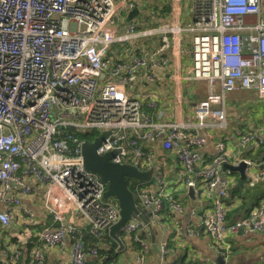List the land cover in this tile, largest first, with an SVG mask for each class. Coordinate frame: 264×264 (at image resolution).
I'll return each instance as SVG.
<instances>
[{
  "label": "built area",
  "instance_id": "built-area-1",
  "mask_svg": "<svg viewBox=\"0 0 264 264\" xmlns=\"http://www.w3.org/2000/svg\"><path fill=\"white\" fill-rule=\"evenodd\" d=\"M190 67L182 79L200 81L206 94L193 107L195 123L168 122L161 112L153 119L155 99L126 94L137 71L153 83L169 66L160 50L141 51L126 61L111 62L109 47L115 43L150 37L158 30L142 31L129 23L123 35H115V16L132 11L134 0H0V226L7 229L15 209L23 214L22 197L32 192L30 181L44 187L43 206L58 225L41 231L35 245L53 247L71 237L68 264H88L94 247L85 249L77 230L81 219L88 234L100 239L119 220L115 200L104 199L107 184L87 171L81 154L83 136H106L96 148L98 156L114 153L109 161L140 172L151 171L153 188L134 181L131 191L137 207L148 213L151 227L158 224L167 206L181 213V203L165 192L173 154L180 164L175 189H193L199 199H209L196 235L208 237L219 256L230 255L229 238L237 233L264 235V206L228 222V192L235 185L230 167L245 164V181L253 184L254 163L245 155L251 145L262 146L256 131L236 133L243 154L231 161L225 142L205 157L200 129L228 127L226 99L237 92L264 101V0H191ZM160 31V30H159ZM183 29L163 27L162 34ZM228 137H225V140ZM89 142V141H87ZM92 142V141H91ZM157 145V146H156ZM158 149L161 153H157ZM257 166L258 164L255 163ZM190 214L195 217V210ZM146 227L131 219L123 228L140 244L134 264H145L149 244L136 235ZM26 244V241H24ZM164 264L168 250L159 245ZM29 264H44L39 246L30 250ZM4 264H16L20 252H2ZM9 258L10 260H6ZM0 264L2 262L0 261Z\"/></svg>",
  "mask_w": 264,
  "mask_h": 264
},
{
  "label": "crops",
  "instance_id": "crops-1",
  "mask_svg": "<svg viewBox=\"0 0 264 264\" xmlns=\"http://www.w3.org/2000/svg\"><path fill=\"white\" fill-rule=\"evenodd\" d=\"M189 1L190 10L186 16L183 15L182 0H134V9L137 12L133 18H129L131 11L125 10L118 12L115 16L119 19L118 24L115 22V35L125 34L131 22L135 24L138 30H158V33L133 42L112 44L107 53V58L111 62L126 61L139 51L149 55L150 51L160 50L161 46L166 45L159 56L168 59L169 66L157 74L156 81L153 83L146 82L143 79V71L140 70L135 73L133 80L125 86L126 94L131 97L155 99L157 107L153 111V119H155L157 112H161L162 119L168 122L177 121L194 124L192 107L206 94V85L203 82L182 79L190 67L191 34L185 31L191 24L192 9L191 0ZM166 26H177L183 31L179 33L167 32L163 35V27ZM232 103L237 106H233ZM226 110L229 122L227 129L199 130V133L206 140L199 152L205 157H212L217 152V143L224 141L226 151L231 161H234V157L239 158L243 154L239 152L237 147L238 136L236 133L256 131L264 138V101L252 99L250 93L237 92L229 95L226 99ZM225 137L228 139L225 140ZM156 152L161 153L158 149ZM169 155L172 157L167 158V167L170 169L167 177L172 178L173 173L179 174L180 164L173 154L169 153ZM245 155L256 161L257 170L260 173L256 175L257 179L250 186L245 179L241 185H238L239 174L233 172L235 185L230 188L227 198V203L231 208L227 217L228 222L245 216L257 206H264V144L262 146H249ZM165 180L172 185V187H167L166 194L173 201L181 203L183 210L181 213H177L170 209L164 201L166 209L162 211L159 223L153 225L150 230L142 232L144 235L142 239L149 244L148 250L144 253L145 264H164L158 249L162 242L166 243L169 251L166 261L171 264H217L216 259L219 254L211 240L203 235L190 232V228L197 230L201 225L202 215L210 206L209 199H199L195 195V198L189 196L186 187L175 189L173 182L177 179ZM150 181L142 183L153 188V182ZM30 185L32 186L31 194L21 199L23 207L29 214L25 215L20 210L15 209L11 215L9 227L3 229L0 226V261L2 264L5 263L2 256L3 251L8 252V257L11 253L19 251L20 256L16 264H29L30 250L34 245L42 249L45 255L44 264H68L72 245L71 237H67L61 244L53 247L35 245L29 242L30 240L34 242L41 231L55 230L58 226L43 206L44 187L34 181H30ZM191 210H195V217L190 214ZM76 225L79 234L88 233V227L84 221L80 219ZM118 237L121 246L109 236V231H107L103 235L101 239L103 241L98 249H108V243H105L108 238L107 241L110 239L118 246L115 254L117 257L115 260L112 259L109 264H134L135 257L140 252V245L137 243L139 249H136L133 237L124 232L119 233ZM24 241L27 243L24 244ZM228 242L231 250L230 258L228 257L230 264H264L263 234L252 231L246 234L237 233L231 236ZM26 245L30 246L29 251ZM6 260L9 261L10 259L7 258ZM227 260H224L225 264H228ZM86 262L101 264L100 259L89 255L86 257Z\"/></svg>",
  "mask_w": 264,
  "mask_h": 264
},
{
  "label": "water",
  "instance_id": "water-1",
  "mask_svg": "<svg viewBox=\"0 0 264 264\" xmlns=\"http://www.w3.org/2000/svg\"><path fill=\"white\" fill-rule=\"evenodd\" d=\"M137 10L134 9L129 13V18H133ZM106 134L100 135L92 142L85 141L81 147V154L83 157L84 167L87 171L96 174L99 179L107 184V189L104 193V199L109 198L115 200L119 208V220L110 226L109 236L121 246L119 240V233L123 230L126 223L131 220L141 221L150 229L151 225L148 223V213L141 211L136 205V195L130 190V181L149 182L151 180L152 172H140L136 168L128 165H117L109 161L114 153L105 156H98L96 148L99 146L101 140ZM245 164L240 163L236 167H230L232 172L239 174L238 185L244 181ZM188 195L195 198L193 189L188 188ZM217 264H225L221 256H218Z\"/></svg>",
  "mask_w": 264,
  "mask_h": 264
},
{
  "label": "trees",
  "instance_id": "trees-1",
  "mask_svg": "<svg viewBox=\"0 0 264 264\" xmlns=\"http://www.w3.org/2000/svg\"><path fill=\"white\" fill-rule=\"evenodd\" d=\"M82 138H84L86 141H89V142L93 141L92 137H87L86 135L83 136ZM237 219H239V218H237ZM79 238L82 241V243L84 244L85 249L88 250L91 247L97 248V256L96 257H97V259L101 260V264H107V263L109 264L112 259L113 260L116 259L117 256L115 254L117 253L116 250L118 249V246L112 240L109 239L107 241L108 238L105 240L106 241L105 243H108V249H98V246L101 244V242L103 240L96 239V238L92 237L91 235H89L88 233L84 234V235L80 234ZM140 238L141 239L144 238L143 233L140 235ZM133 243L136 246V249H139V245L135 242H133ZM26 247H27V250L29 251L30 246L26 245ZM29 261H30V257H29Z\"/></svg>",
  "mask_w": 264,
  "mask_h": 264
},
{
  "label": "rangeland",
  "instance_id": "rangeland-1",
  "mask_svg": "<svg viewBox=\"0 0 264 264\" xmlns=\"http://www.w3.org/2000/svg\"><path fill=\"white\" fill-rule=\"evenodd\" d=\"M183 2H182V4H183V7H184V10H183V15H187V13H188V11L190 10V1L189 0H182ZM135 3V2H134ZM192 4V3H191ZM122 11H124V10H122ZM115 22H116V24H118L119 23V19L118 18H115ZM125 91H126V89H125ZM232 105L233 106H237L235 103H232ZM241 112H243L242 110H241ZM247 116V115H246ZM228 124H229V122H228ZM261 124H263V121H261ZM258 169V166L254 163V165H253V167H251V170L253 171V174H254V179L257 177L256 175L258 174V173H260V171L259 170H257ZM172 178L171 179H178V175H175V173H173L172 174V176H171ZM151 182V181H150ZM134 183V181H130V184H129V188L131 187V185ZM253 184H251L250 186H252ZM257 185V184H256ZM182 187H184V186H180L179 188H182ZM110 200H113V199H111L110 198ZM229 258H230V256H229ZM229 258H228V260H227V262L229 261ZM228 264H230L229 262H228Z\"/></svg>",
  "mask_w": 264,
  "mask_h": 264
},
{
  "label": "bare ground",
  "instance_id": "bare-ground-1",
  "mask_svg": "<svg viewBox=\"0 0 264 264\" xmlns=\"http://www.w3.org/2000/svg\"><path fill=\"white\" fill-rule=\"evenodd\" d=\"M98 138V137H97ZM97 138H95V139H97ZM100 144V143H99ZM108 200V199H107ZM141 222V221H140ZM142 223V222H141ZM142 224H144V223H142ZM145 225V224H144ZM146 227H144L143 229H141V231L136 235V237H139L140 238V235H141V233L143 232V231H148V230H150L148 227H147V225H145ZM57 228H58V226H57ZM107 231H109V229H107ZM106 231V232H107ZM122 232H124L123 230L120 232V233H122ZM133 237V240H134V236H132ZM100 239H102V238H100ZM143 240V239H142ZM29 242H31V240L29 241ZM27 243V242H26ZM138 243V242H137ZM163 243V242H162ZM25 244V243H24ZM139 244V243H138ZM140 245V244H139ZM57 246V245H56ZM94 248H96V247H94ZM96 250H97V248H96ZM168 250V249H167ZM169 252V251H168ZM97 256V255H96ZM89 264V263H88Z\"/></svg>",
  "mask_w": 264,
  "mask_h": 264
}]
</instances>
